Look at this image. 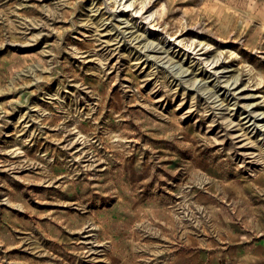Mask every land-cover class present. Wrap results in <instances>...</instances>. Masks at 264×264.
<instances>
[{"label": "rangeland", "instance_id": "374dc122", "mask_svg": "<svg viewBox=\"0 0 264 264\" xmlns=\"http://www.w3.org/2000/svg\"><path fill=\"white\" fill-rule=\"evenodd\" d=\"M262 125L264 0H0V264H246Z\"/></svg>", "mask_w": 264, "mask_h": 264}, {"label": "crops", "instance_id": "0c3cea01", "mask_svg": "<svg viewBox=\"0 0 264 264\" xmlns=\"http://www.w3.org/2000/svg\"><path fill=\"white\" fill-rule=\"evenodd\" d=\"M257 209L253 208V205L250 207H246L245 209H243L242 211H240V213L246 217L247 222L249 221V216H251L253 213L256 212ZM238 248L237 249L240 250L242 253L240 255H242L243 257L245 256H249V258H247L246 260V264H264V243L257 245L256 247H250L251 245H245V243H241L237 245ZM234 247H232L230 249V253H228V255H236L235 250L233 249ZM253 248L254 249V253L250 251V249ZM247 249V252L244 254V251ZM234 257V256H232ZM242 257V258H243ZM245 259L243 258L242 264H244ZM241 263V261H240Z\"/></svg>", "mask_w": 264, "mask_h": 264}, {"label": "bare ground", "instance_id": "6f19581e", "mask_svg": "<svg viewBox=\"0 0 264 264\" xmlns=\"http://www.w3.org/2000/svg\"><path fill=\"white\" fill-rule=\"evenodd\" d=\"M155 48L156 47H154V48H152L151 50H155ZM217 62H218V60H217ZM230 86V85H229ZM246 117H249V119H248V121H251V120H254L253 122H252V124L251 125H255L254 127H256V126H258V124L256 123V120H257V118H258V116H254L253 114H248ZM251 123V122H250ZM262 126H264V125H262Z\"/></svg>", "mask_w": 264, "mask_h": 264}]
</instances>
